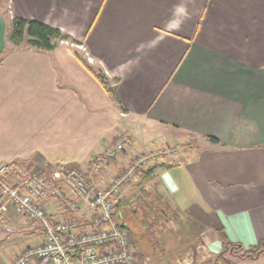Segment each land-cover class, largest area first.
<instances>
[{"label":"crops","instance_id":"0c3cea01","mask_svg":"<svg viewBox=\"0 0 264 264\" xmlns=\"http://www.w3.org/2000/svg\"><path fill=\"white\" fill-rule=\"evenodd\" d=\"M6 1L0 2V164L35 160L86 172L95 155L127 134L121 155L91 179L102 189L139 153L178 145L176 154L122 185L118 220L125 225L126 189L135 201L141 193L145 202L155 200L161 209L152 217L160 221L168 222L169 198L188 199L182 220L192 229L182 231L189 249L177 264H194L201 242L216 262L222 250L216 230L244 250L264 243V0ZM11 17L42 22L76 44L12 49ZM86 67L102 71L114 94ZM43 206L51 222L88 220L56 199ZM157 241L148 238L152 249L143 264L164 263L154 256L153 249L165 248ZM41 242L39 225L0 196V263L12 264Z\"/></svg>","mask_w":264,"mask_h":264},{"label":"built area","instance_id":"2783aa9c","mask_svg":"<svg viewBox=\"0 0 264 264\" xmlns=\"http://www.w3.org/2000/svg\"><path fill=\"white\" fill-rule=\"evenodd\" d=\"M129 143L127 134H120L113 144L95 155L86 172L76 169L42 165L25 176L13 165L0 164V196L13 206L16 213L41 228L42 242L25 248L12 264H134L127 229L113 218L121 185L137 172L157 163L166 155L179 151H146L134 157L122 173L112 178L105 188L95 189L91 179ZM66 190L83 202L69 203ZM56 199L75 214H88L86 223L76 219L51 222L43 202Z\"/></svg>","mask_w":264,"mask_h":264},{"label":"rangeland","instance_id":"374dc122","mask_svg":"<svg viewBox=\"0 0 264 264\" xmlns=\"http://www.w3.org/2000/svg\"><path fill=\"white\" fill-rule=\"evenodd\" d=\"M0 2H3L4 4L5 2L7 3L6 0H0ZM6 16L9 17L8 15ZM67 46L75 50H78L81 54L84 53L83 50H81V48L75 45L71 46L68 44ZM199 144L203 145V141H199ZM165 149H175V146H170L168 148H164L162 150H157V151H163ZM180 150L181 147L179 146V151ZM151 152H155V151H151ZM120 155L121 153L118 156ZM134 157L132 158V160L134 159ZM113 160H111L108 164H110ZM131 161L129 162V164L131 163ZM128 165H126L124 168H126ZM118 175H115L114 177ZM134 177L135 175L131 179H127L126 182L132 180ZM126 182H124L123 184H125ZM121 187L119 192L123 193ZM127 192L128 190L126 189L125 191L126 199L124 202L125 204L120 207V211L123 214V219H124L123 223L125 224V227L127 229V236L130 243L134 264L144 263L146 251L149 252L152 249L151 246L148 244L149 242H147L148 238L150 237H152V240L154 241L158 240L157 241L158 245L163 244V246L165 247L163 249L160 248L153 249L154 256L156 255V258L159 259L158 262H160L161 261L160 259L163 258L164 263L162 264H177L179 261L178 258L185 256L183 254L186 251L183 250L188 248L184 244H186L190 240L189 237H187L186 234H184V232L187 231V228L190 230L192 229L190 225L185 223L186 220H182L185 219L186 216H189V214L186 213L185 211L187 207L184 204V202L186 203L189 202L188 199L181 198L180 200L182 202H179V201H174L173 200L175 199L174 197L169 198L168 200L169 207L168 209H166V211L164 209L168 218V222H167L165 221V219L164 221H160V219L152 217L154 216V213L156 214L160 213L159 210L161 209V207L157 204V202H154L155 200L154 201L150 200L149 202L148 201L145 202L143 194L141 193L139 195L140 200L135 201L134 199L131 198V195H129V193ZM81 204H83L82 201L79 202V205L84 207V205ZM198 206L205 212H209V210L204 206L202 205H198ZM196 223H197V225H195L196 228L201 226V231H202V229H204L205 227L204 224L202 222H200L199 224L198 222ZM179 226H181L183 229H180ZM182 230H184V232ZM202 246L203 244L201 242V247L199 250V258L196 261L194 260V264H215V261L213 262L214 256L208 254L205 248ZM237 254H240V251H237ZM227 257L235 264H264V255H260L258 256L259 258L257 257L258 259L255 258L253 260L239 259L238 257L230 256V255H227ZM3 263L4 262L0 264Z\"/></svg>","mask_w":264,"mask_h":264},{"label":"trees","instance_id":"16d2710c","mask_svg":"<svg viewBox=\"0 0 264 264\" xmlns=\"http://www.w3.org/2000/svg\"><path fill=\"white\" fill-rule=\"evenodd\" d=\"M61 40H69L72 43L76 42L71 39L68 35L62 33L60 30L48 26L42 22L31 19H24L20 17H13L10 22V28L7 34V42L12 49L29 48L36 51H50L56 48L57 44ZM82 63V60L78 58ZM1 62V57H0ZM84 64V63H83ZM95 78L106 88V90L114 94V88L108 85V81L102 71H93L92 68L86 67ZM212 142L217 143L218 141L211 138ZM8 166H17L20 171L25 175H30L41 168L35 160H28L24 162H14L7 164ZM48 167V166H47ZM155 168L154 165L147 167L146 169L137 172L136 176L139 177L141 174L147 173L148 171ZM54 167H48L53 169ZM65 169V168H64ZM68 169V168H66ZM113 218L118 219L114 212ZM216 234L221 242L222 250L216 256L215 264H235L231 261L227 255L238 257L239 259H255L260 255H264V243L261 242L255 247L244 250L239 244L229 242L223 235L221 230H216ZM240 251V254H237Z\"/></svg>","mask_w":264,"mask_h":264}]
</instances>
